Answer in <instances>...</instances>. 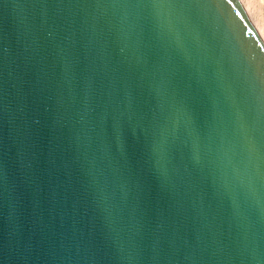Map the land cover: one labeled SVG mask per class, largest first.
I'll use <instances>...</instances> for the list:
<instances>
[{
	"label": "water",
	"instance_id": "95a60500",
	"mask_svg": "<svg viewBox=\"0 0 264 264\" xmlns=\"http://www.w3.org/2000/svg\"><path fill=\"white\" fill-rule=\"evenodd\" d=\"M0 264H264L240 0H0Z\"/></svg>",
	"mask_w": 264,
	"mask_h": 264
},
{
	"label": "bare ground",
	"instance_id": "6f19581e",
	"mask_svg": "<svg viewBox=\"0 0 264 264\" xmlns=\"http://www.w3.org/2000/svg\"><path fill=\"white\" fill-rule=\"evenodd\" d=\"M264 42V0H240Z\"/></svg>",
	"mask_w": 264,
	"mask_h": 264
}]
</instances>
